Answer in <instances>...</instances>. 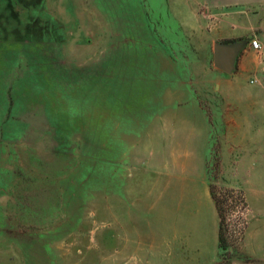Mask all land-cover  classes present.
<instances>
[{
    "label": "rangeland",
    "instance_id": "rangeland-1",
    "mask_svg": "<svg viewBox=\"0 0 264 264\" xmlns=\"http://www.w3.org/2000/svg\"><path fill=\"white\" fill-rule=\"evenodd\" d=\"M0 264H264V0H0Z\"/></svg>",
    "mask_w": 264,
    "mask_h": 264
},
{
    "label": "water",
    "instance_id": "water-1",
    "mask_svg": "<svg viewBox=\"0 0 264 264\" xmlns=\"http://www.w3.org/2000/svg\"><path fill=\"white\" fill-rule=\"evenodd\" d=\"M247 44V38L229 43H215L214 66L225 73H232L236 68L237 56Z\"/></svg>",
    "mask_w": 264,
    "mask_h": 264
},
{
    "label": "built area",
    "instance_id": "built-area-1",
    "mask_svg": "<svg viewBox=\"0 0 264 264\" xmlns=\"http://www.w3.org/2000/svg\"><path fill=\"white\" fill-rule=\"evenodd\" d=\"M250 45L252 48H254L255 50L257 51H260L262 49V45L260 43V41L257 39V38H253L251 41H250ZM251 82H257V80L253 79L251 80Z\"/></svg>",
    "mask_w": 264,
    "mask_h": 264
},
{
    "label": "trees",
    "instance_id": "trees-1",
    "mask_svg": "<svg viewBox=\"0 0 264 264\" xmlns=\"http://www.w3.org/2000/svg\"><path fill=\"white\" fill-rule=\"evenodd\" d=\"M218 209H219V207H218ZM219 210H220V209H219ZM221 230H222V218H221V221H220V234L222 233ZM221 237H222V236H221Z\"/></svg>",
    "mask_w": 264,
    "mask_h": 264
},
{
    "label": "crops",
    "instance_id": "crops-1",
    "mask_svg": "<svg viewBox=\"0 0 264 264\" xmlns=\"http://www.w3.org/2000/svg\"><path fill=\"white\" fill-rule=\"evenodd\" d=\"M255 38H256V37H255ZM260 43H261V42H260ZM261 45H262V44H261ZM249 46H251V45H250V42H249ZM262 49H263V46H262Z\"/></svg>",
    "mask_w": 264,
    "mask_h": 264
}]
</instances>
